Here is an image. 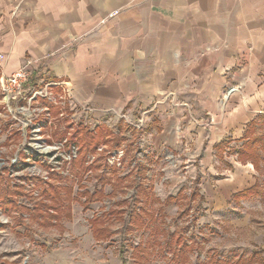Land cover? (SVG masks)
Listing matches in <instances>:
<instances>
[{
    "label": "rangeland",
    "instance_id": "obj_1",
    "mask_svg": "<svg viewBox=\"0 0 264 264\" xmlns=\"http://www.w3.org/2000/svg\"><path fill=\"white\" fill-rule=\"evenodd\" d=\"M58 94L57 103L14 114L0 97V264H264V122L251 132L259 143L246 162L237 152L247 140L232 137L231 151L206 158L196 142L168 147L149 119L98 116ZM102 125L111 133L91 153L87 132ZM84 157L92 168L80 175ZM256 185L257 194L233 198ZM7 190L17 203L9 210ZM139 207L155 222L130 231ZM177 238L188 249L174 260ZM169 241L171 252H157ZM140 243L152 249L137 254Z\"/></svg>",
    "mask_w": 264,
    "mask_h": 264
},
{
    "label": "crops",
    "instance_id": "obj_2",
    "mask_svg": "<svg viewBox=\"0 0 264 264\" xmlns=\"http://www.w3.org/2000/svg\"><path fill=\"white\" fill-rule=\"evenodd\" d=\"M0 55V97L33 59L67 103L206 158L264 122V0H0Z\"/></svg>",
    "mask_w": 264,
    "mask_h": 264
},
{
    "label": "trees",
    "instance_id": "obj_3",
    "mask_svg": "<svg viewBox=\"0 0 264 264\" xmlns=\"http://www.w3.org/2000/svg\"><path fill=\"white\" fill-rule=\"evenodd\" d=\"M105 133H111V132L107 131V129L104 127V125L98 126L94 131H90L89 130L87 132V135H89V137H87L88 138V142H87L88 145H86L87 146L86 147L87 150L88 151L91 150V153L93 151L97 150L99 148L101 142H103V140L105 139V136H106ZM250 135H251V132H249L247 134V137H246L247 141L243 144V148L240 151L237 152V154L239 155V158H241V160H243L244 162H246L245 161L246 159L252 158V151H254L255 146L259 143V141H257L256 139L251 138ZM118 143H119V141H118ZM229 145H230L229 141H224L221 144L217 145L216 149H217V151H218V153H219V155L221 157L226 152V149L229 147ZM254 155H256V153ZM72 159H73V157H72ZM79 160H80V162L78 163L79 165H76L78 167L77 168V174H80V173L84 174L86 172H89L92 167L86 166V164H87L86 157H84L82 160L81 159H79ZM77 161L74 160L73 162L76 163ZM239 161H240V159H239ZM143 171L144 170H142V173H144ZM12 189H13L14 194L17 193V191L13 187H12ZM140 189L137 190V191L140 192ZM257 189H258V186L256 185L253 188H250V189L244 190V191H242L240 193H237L236 195L233 196V198L238 200V201H240V200H242L244 198H247L248 196L253 195L254 193L257 194L258 193ZM53 190H55V189H53ZM145 191L146 190H141V192H145ZM11 195H12V193L10 192V190H7L6 194H5V197H3L2 200H1L2 201L1 205L3 207H5L7 210H9L8 209L9 207L15 206V204H16V207H17L16 201L14 203L11 200ZM196 195H198V193H194L193 196L196 197ZM87 196H89V195H87ZM93 197H94V195H93ZM145 198H147V196H145ZM88 199H89V197H88ZM140 199L141 200L143 199V201H144V198L140 197ZM171 199H173V198H171ZM135 201L137 203H139V199H136ZM36 210L37 211H35V212H38V213H40V211H41V210L39 211L38 209H36ZM43 211L45 212V215H44L45 218L43 217L44 219H46V220H52L53 219L54 221H57V219L55 218L54 212L50 213V212H48L47 209H45ZM112 215H114V213H112ZM41 216L42 215H39L38 218L42 219ZM129 219H130L128 221L129 224L126 225V228L128 230H130V231H135V230L142 231V230H144V229H146L148 227V223H150L152 221L155 222V215H154L153 212H151L150 210L146 209V207L145 208L144 207H139L138 211H134L133 210V212L131 214V218H129ZM97 223H99V222H97ZM94 230H95V233L98 236L105 235L106 231H107L106 229H101L98 224H97V227L94 228ZM176 240H177L176 244L178 245L177 248H179V249L178 250H173L174 251V253H173L174 260L176 259V257H178V255L179 256L184 255L187 252V249H188V246L185 243V241H182L179 238H177ZM171 243H172V241H169V242L165 243L164 245H162L161 243H156L155 246L158 248L157 252H159L161 254H165L166 252H168V250H169V252H171V250H172L171 249ZM151 249H152V245H148L147 243L146 244L140 243L136 248H134V250L136 252L138 251L137 254L140 253V254H143V255L146 254ZM180 258H182V257H179V259ZM180 261L181 260H177V261H175V263L176 264H178V263L180 264Z\"/></svg>",
    "mask_w": 264,
    "mask_h": 264
},
{
    "label": "built area",
    "instance_id": "obj_4",
    "mask_svg": "<svg viewBox=\"0 0 264 264\" xmlns=\"http://www.w3.org/2000/svg\"><path fill=\"white\" fill-rule=\"evenodd\" d=\"M37 71L38 61L28 59L19 70L4 79L1 85V101L8 113L30 112L31 107L39 100L57 103L58 96L54 90L62 85L47 79L39 80L36 78ZM235 90L234 87L230 88L225 98L228 99ZM60 98L66 100L64 96Z\"/></svg>",
    "mask_w": 264,
    "mask_h": 264
}]
</instances>
